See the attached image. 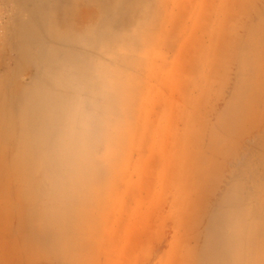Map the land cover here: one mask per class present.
I'll return each instance as SVG.
<instances>
[{
  "label": "rangeland",
  "instance_id": "rangeland-1",
  "mask_svg": "<svg viewBox=\"0 0 264 264\" xmlns=\"http://www.w3.org/2000/svg\"><path fill=\"white\" fill-rule=\"evenodd\" d=\"M53 126V175L0 143V264H264V0H0L13 165Z\"/></svg>",
  "mask_w": 264,
  "mask_h": 264
},
{
  "label": "crops",
  "instance_id": "crops-1",
  "mask_svg": "<svg viewBox=\"0 0 264 264\" xmlns=\"http://www.w3.org/2000/svg\"><path fill=\"white\" fill-rule=\"evenodd\" d=\"M45 137H41L43 130H39V128H36L32 135H34V138L32 140H28L27 144H25L22 140L20 141V160L19 164H14L12 163V149H13V135L11 129H4L3 133H0V143L3 145L4 149V158L7 163L4 164V173L6 176L4 179H16L17 177H12L10 175V171L12 167H18L21 171V173L24 175L28 169H37L39 167H43L42 162L40 160H46V161H51V168L53 169L52 175L55 170V126L50 127V128H45L44 129ZM30 149V152L34 153H27L24 151V149ZM29 156H33L34 159L32 162L34 163H29L27 158ZM18 179H24V177L18 178ZM25 179H36L34 177L31 178H25Z\"/></svg>",
  "mask_w": 264,
  "mask_h": 264
},
{
  "label": "clouds",
  "instance_id": "clouds-1",
  "mask_svg": "<svg viewBox=\"0 0 264 264\" xmlns=\"http://www.w3.org/2000/svg\"><path fill=\"white\" fill-rule=\"evenodd\" d=\"M89 131V126L86 121L80 122L78 125H73L69 128L68 144L69 149L72 150L78 144H81Z\"/></svg>",
  "mask_w": 264,
  "mask_h": 264
}]
</instances>
